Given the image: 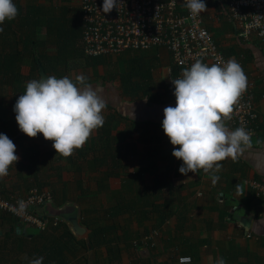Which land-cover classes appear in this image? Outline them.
<instances>
[{
  "label": "crops",
  "instance_id": "obj_1",
  "mask_svg": "<svg viewBox=\"0 0 264 264\" xmlns=\"http://www.w3.org/2000/svg\"><path fill=\"white\" fill-rule=\"evenodd\" d=\"M13 2L17 17L0 25V105L9 110L0 118V134L15 144L19 159L0 177V194L49 189L53 199L44 215L58 224L42 230L3 214L0 264L39 257L42 264H216L221 257L226 264H264V198L248 184L264 178V43L255 34L248 40L236 35L226 0H205L204 24L222 51L243 58L256 85L260 127L250 147L220 162L215 184L202 169L179 172L183 162L163 131L164 108L176 106L167 82L180 70L165 48L88 57L81 32L63 21L64 7L77 8L81 21L80 0ZM140 58L151 68L149 87L127 91L122 77ZM40 68L57 78L86 76L106 102L103 126L69 157L56 154L42 134L28 137L15 119L16 100L29 81L40 79ZM152 230L158 231L153 244L141 240ZM180 256L192 260L180 263Z\"/></svg>",
  "mask_w": 264,
  "mask_h": 264
},
{
  "label": "clouds",
  "instance_id": "obj_2",
  "mask_svg": "<svg viewBox=\"0 0 264 264\" xmlns=\"http://www.w3.org/2000/svg\"><path fill=\"white\" fill-rule=\"evenodd\" d=\"M117 3L118 0H103L102 11L110 13ZM184 6L194 15L208 9L205 0H184ZM17 15L13 0H0V25ZM171 82L176 106L164 108L162 127L174 146L172 155L183 162L179 172L188 176L202 169L211 173L215 184L219 179L215 173L222 167L220 162L235 160L252 143L254 133L243 126L230 130L225 124L247 89V77L235 58L223 65H209L198 59L182 71L181 78ZM105 108L100 90L88 84L86 76L76 75L74 79L47 76L29 81L13 111L20 131L30 138L42 134L53 142L56 154L69 157L94 130L103 126ZM15 151L8 136L0 134V177L7 176L9 167L18 161ZM237 188L242 190L239 185ZM42 261L43 257H39L30 264ZM216 264L226 262L221 257Z\"/></svg>",
  "mask_w": 264,
  "mask_h": 264
},
{
  "label": "built area",
  "instance_id": "obj_3",
  "mask_svg": "<svg viewBox=\"0 0 264 264\" xmlns=\"http://www.w3.org/2000/svg\"><path fill=\"white\" fill-rule=\"evenodd\" d=\"M103 0H80L82 44L88 57L119 55L129 50L148 51L165 48L179 72L167 82V94L174 96L172 80L181 78L182 71L196 60L206 64L226 63L229 58L241 65L246 75L243 58L225 54L212 32L204 24V13L191 14L184 0H118L110 13L102 11ZM226 12L238 37L248 40L253 34L264 43V0H226ZM247 77V76H246ZM264 85V81H263ZM255 82L247 78V89L241 95L230 120L232 128L245 127L256 135L260 116L256 106ZM264 95V94H263ZM254 195L264 198V178L248 182ZM49 189L32 187L23 196L0 194V218L9 214L25 224L46 229L58 219L50 220L43 207L52 202ZM157 230L141 240L152 243ZM190 256H180V263H190Z\"/></svg>",
  "mask_w": 264,
  "mask_h": 264
},
{
  "label": "trees",
  "instance_id": "obj_4",
  "mask_svg": "<svg viewBox=\"0 0 264 264\" xmlns=\"http://www.w3.org/2000/svg\"><path fill=\"white\" fill-rule=\"evenodd\" d=\"M69 24L71 25L72 28H75L73 30H76L77 32L80 31L82 35V22L79 19L77 18L70 19ZM73 30L71 32H73ZM125 73H126V77L125 76L122 77V82H123V85L125 86V90L136 93L140 91V89L145 90L147 87H149V85L146 84V79L151 78V75H152L151 68L145 65V60H143L142 58L139 59V64L137 66L133 65L129 67V69H127ZM139 76L143 78L141 82L139 81V79L136 81L132 80V77L135 78ZM145 84L147 85V87ZM102 231L103 229L100 228L98 230H95V233H98V232L102 233ZM94 236L96 237V234Z\"/></svg>",
  "mask_w": 264,
  "mask_h": 264
},
{
  "label": "rangeland",
  "instance_id": "obj_5",
  "mask_svg": "<svg viewBox=\"0 0 264 264\" xmlns=\"http://www.w3.org/2000/svg\"><path fill=\"white\" fill-rule=\"evenodd\" d=\"M66 3V0H65V2H64V4ZM74 9L73 10H68L66 7H64L63 8V21H64V23H67L70 19H73V15L75 16V17H77V15H78V13L76 12V9L77 8H75V7H73ZM77 14V15H76ZM77 19H78V17H77ZM152 51L151 50H148V51H131V52H128V55L129 54H147V53H151ZM162 54V53H161ZM116 63V62H115ZM113 64V65H117V64ZM121 63V62H120ZM135 64H136V62H135ZM112 64L111 65H109L110 67L111 66H113ZM120 65V64H119ZM114 67V66H113Z\"/></svg>",
  "mask_w": 264,
  "mask_h": 264
},
{
  "label": "water",
  "instance_id": "obj_6",
  "mask_svg": "<svg viewBox=\"0 0 264 264\" xmlns=\"http://www.w3.org/2000/svg\"><path fill=\"white\" fill-rule=\"evenodd\" d=\"M40 75H41L40 79L47 77L46 73L44 72L42 68H40ZM8 112H9L8 108L0 105V118L1 119H5L6 116L8 115ZM72 219H73L72 221H73L74 227L76 228V230L78 229L80 231V228H79L80 225L77 219L76 218H72Z\"/></svg>",
  "mask_w": 264,
  "mask_h": 264
}]
</instances>
